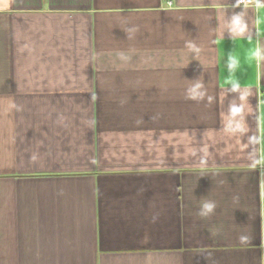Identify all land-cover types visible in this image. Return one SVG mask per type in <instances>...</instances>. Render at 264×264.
<instances>
[{"label": "crops", "instance_id": "1", "mask_svg": "<svg viewBox=\"0 0 264 264\" xmlns=\"http://www.w3.org/2000/svg\"><path fill=\"white\" fill-rule=\"evenodd\" d=\"M235 4L0 0V264H264V76L220 85Z\"/></svg>", "mask_w": 264, "mask_h": 264}, {"label": "clouds", "instance_id": "2", "mask_svg": "<svg viewBox=\"0 0 264 264\" xmlns=\"http://www.w3.org/2000/svg\"><path fill=\"white\" fill-rule=\"evenodd\" d=\"M235 8L240 11H233L226 19L225 28L227 37L233 41L234 47L225 52L223 48V39L217 43L220 46V59L223 62L226 75H222L220 80L221 87H225L229 93H240L242 83L240 74L246 68L253 69L252 77L244 84V87H259L262 76H264V0H236ZM249 10H253L255 18L254 32L250 29ZM193 53L198 54L200 49L195 44L189 45ZM127 59V57H123ZM187 90V99L201 101L205 98L203 82L196 79ZM244 95H240L243 99ZM242 112V107L232 104L229 107V114L232 117L238 116ZM229 128L232 131L239 130L241 126ZM252 145L264 146V126L261 129L259 137H250ZM250 163L256 167H264V147H261L259 153L253 150L250 154ZM217 204L213 200H203L198 208L197 216L201 219H207L215 214ZM244 239V237H242Z\"/></svg>", "mask_w": 264, "mask_h": 264}]
</instances>
